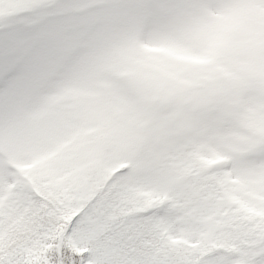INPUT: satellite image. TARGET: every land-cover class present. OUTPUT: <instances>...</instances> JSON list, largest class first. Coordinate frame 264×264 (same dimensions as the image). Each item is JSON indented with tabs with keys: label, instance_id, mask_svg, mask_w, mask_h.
Masks as SVG:
<instances>
[{
	"label": "snow or ice",
	"instance_id": "1",
	"mask_svg": "<svg viewBox=\"0 0 264 264\" xmlns=\"http://www.w3.org/2000/svg\"><path fill=\"white\" fill-rule=\"evenodd\" d=\"M0 264H264V0H0Z\"/></svg>",
	"mask_w": 264,
	"mask_h": 264
}]
</instances>
